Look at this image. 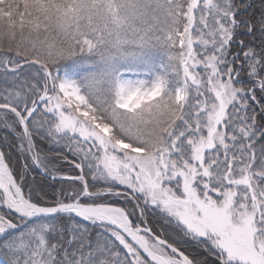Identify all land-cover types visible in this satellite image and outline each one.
Masks as SVG:
<instances>
[{"label": "snow or ice", "instance_id": "1", "mask_svg": "<svg viewBox=\"0 0 264 264\" xmlns=\"http://www.w3.org/2000/svg\"><path fill=\"white\" fill-rule=\"evenodd\" d=\"M0 128V264H264V0H0Z\"/></svg>", "mask_w": 264, "mask_h": 264}, {"label": "trees", "instance_id": "2", "mask_svg": "<svg viewBox=\"0 0 264 264\" xmlns=\"http://www.w3.org/2000/svg\"><path fill=\"white\" fill-rule=\"evenodd\" d=\"M5 132H6L5 129L0 128V136H3V135L5 134ZM44 147L47 148V145H44ZM17 167H19L18 164H17ZM38 178H39V177H38Z\"/></svg>", "mask_w": 264, "mask_h": 264}, {"label": "rangeland", "instance_id": "3", "mask_svg": "<svg viewBox=\"0 0 264 264\" xmlns=\"http://www.w3.org/2000/svg\"><path fill=\"white\" fill-rule=\"evenodd\" d=\"M18 166H19V164H18Z\"/></svg>", "mask_w": 264, "mask_h": 264}]
</instances>
